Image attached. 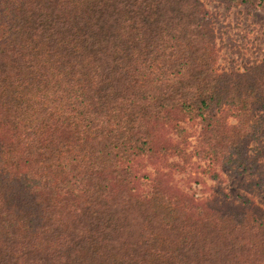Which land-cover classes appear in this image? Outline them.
<instances>
[{
	"label": "trees",
	"instance_id": "1",
	"mask_svg": "<svg viewBox=\"0 0 264 264\" xmlns=\"http://www.w3.org/2000/svg\"><path fill=\"white\" fill-rule=\"evenodd\" d=\"M20 1L32 11L0 58V264H264L251 196L264 189V98L244 93L264 74L219 70L204 2ZM193 159L216 180L249 175L248 193L177 187Z\"/></svg>",
	"mask_w": 264,
	"mask_h": 264
},
{
	"label": "rangeland",
	"instance_id": "2",
	"mask_svg": "<svg viewBox=\"0 0 264 264\" xmlns=\"http://www.w3.org/2000/svg\"><path fill=\"white\" fill-rule=\"evenodd\" d=\"M202 1L212 19L217 38L219 70L245 73L251 69L264 74V11L247 6L231 7L212 0ZM31 11L32 8H26L20 0H0V58L5 63H8L13 55L12 28H15L17 22L25 23ZM244 93L251 102L264 98V89L251 85L245 87ZM186 126L192 148L198 141L200 128L194 122ZM174 160L180 164V159ZM204 170L205 163L193 159V163L188 165L184 172L174 174L173 183L182 190L195 193L200 199L221 197L224 194L236 199L248 193L244 183L249 179V175L237 178L227 169L218 168L220 180H216L203 173ZM251 196L264 207V189L257 188ZM159 205L170 214L167 203L159 200Z\"/></svg>",
	"mask_w": 264,
	"mask_h": 264
}]
</instances>
